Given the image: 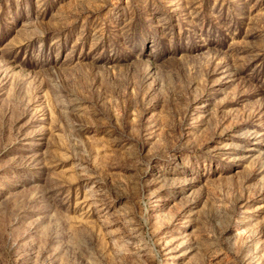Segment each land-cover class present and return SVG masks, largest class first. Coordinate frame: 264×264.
Returning <instances> with one entry per match:
<instances>
[{
  "label": "rangeland",
  "instance_id": "rangeland-1",
  "mask_svg": "<svg viewBox=\"0 0 264 264\" xmlns=\"http://www.w3.org/2000/svg\"><path fill=\"white\" fill-rule=\"evenodd\" d=\"M0 264H264V0H0Z\"/></svg>",
  "mask_w": 264,
  "mask_h": 264
}]
</instances>
